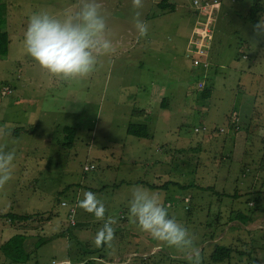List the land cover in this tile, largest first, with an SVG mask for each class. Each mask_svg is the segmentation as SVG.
<instances>
[{"label": "rangeland", "instance_id": "374dc122", "mask_svg": "<svg viewBox=\"0 0 264 264\" xmlns=\"http://www.w3.org/2000/svg\"><path fill=\"white\" fill-rule=\"evenodd\" d=\"M219 1L217 8L237 3L230 11L237 17L219 26V65L195 69L185 56L202 22L185 1L166 0L174 10L161 13L160 0H143L148 34L137 40L131 0H100L108 23L118 30L117 50L102 57L89 77L61 81L24 54L23 32L30 13L59 15L77 0H0L9 38L8 52L0 57V127L32 126L30 134L11 132L0 140L6 150L15 149L13 179L0 189V214L24 217H0V264H88L100 254L96 264H142L141 258L143 264H189L186 254L130 223L134 186L157 193L169 215L195 233L201 264H264V32L244 17L252 0ZM259 6L257 23L264 24V0ZM143 47L147 52L140 54ZM153 68L171 77L165 107L139 96L145 87L159 88L149 84ZM198 74L211 89L208 98L195 90ZM127 123L146 124L148 135L127 134ZM64 126L76 128L70 144H61ZM201 126L205 129L196 132ZM90 164L95 168L84 171ZM168 181L189 187H163ZM84 192L104 203L106 218H116L114 250L105 244L92 252L103 221L78 206ZM235 192L239 195L232 196ZM255 198L260 207L249 211ZM62 201L77 205L74 224ZM239 212L251 221L236 218ZM15 234L27 235L28 258L22 247L1 248ZM38 238L44 242L35 249L31 245ZM220 246L233 252L214 263L209 256Z\"/></svg>", "mask_w": 264, "mask_h": 264}, {"label": "clouds", "instance_id": "9594fccd", "mask_svg": "<svg viewBox=\"0 0 264 264\" xmlns=\"http://www.w3.org/2000/svg\"><path fill=\"white\" fill-rule=\"evenodd\" d=\"M132 24L139 40L148 34V24L141 18L143 0H131ZM254 30L264 32V24ZM119 42L118 30L108 23V14L100 0H77L75 8L62 14L39 10L29 14L23 32L22 48L41 69L61 81H76L89 77L102 57L115 54ZM11 135L7 127H0V140ZM0 144V189L14 175L15 149L6 150ZM78 206L103 221L97 230L94 244L113 248L115 217H105L104 203L95 193L84 192ZM130 223L149 234L152 239L186 254L189 264H201L195 233L169 215L168 208L157 193L142 186H134L128 201ZM114 250V248H113ZM264 260V257H261Z\"/></svg>", "mask_w": 264, "mask_h": 264}, {"label": "trees", "instance_id": "16d2710c", "mask_svg": "<svg viewBox=\"0 0 264 264\" xmlns=\"http://www.w3.org/2000/svg\"><path fill=\"white\" fill-rule=\"evenodd\" d=\"M252 1H253V3L250 7V10L248 11V14L244 13L245 14L244 17L257 23V17L262 12V9L259 6L260 0H252ZM158 6H160V10L162 11V13L163 12H165V13L166 12H172L174 10V7H175V6H172V4L167 5L166 0H160V2L158 3ZM6 22H7V20H6V9L4 8V4L0 3V57L5 56L8 52L9 38H8V31L6 29ZM256 23H254V25ZM200 77H202V75L198 74V77L196 78L195 90H196V92L199 93V95L203 96L204 98H208L210 96L211 89L209 88V86H203V88H198V82H199V80H201ZM133 112H136V109H134ZM31 129H32V126L29 127V125H27V124H22L21 126L14 127L13 131H11V132H13L14 136L18 137L22 134H30ZM62 131H63L62 137L65 139V141L61 144H70V143H72V140L73 141L75 140L76 133H77L76 128L70 127V126H64L62 128ZM126 133L129 135L136 136V137H146L148 135L147 125L144 123H134V124L129 123L127 125V128H126ZM94 168H95V166H94ZM83 170L84 171H90V170H85L84 168H83ZM170 184H172V185L174 184L176 186H179V188L189 187V185L183 186L180 183L171 182V181L165 182L163 184V187H167ZM149 186L153 187V185H149ZM237 194L239 195L238 192H235L232 196H236ZM253 202H254V206H253V208L252 207L249 208V211H256L260 207L259 206L260 203H259L258 198H255ZM186 209H190V208L187 207ZM2 214L3 213L0 214V217H5V218H8L9 220H13V219H17V218H19V219L24 218L22 215H19L17 213H13V212L4 213L3 216H2ZM30 217L31 216H28L27 214L25 215V218H30ZM121 217H123V215H121ZM236 218L241 219V221L243 223H247L248 221H251L250 216L245 215L241 212L236 214ZM27 238H28L27 235L15 234L11 238H9L1 246V248L4 249L5 251L7 249H9L10 247H15V248L16 247H22L24 250H27L28 247H30L29 244L26 243ZM43 242H44V239L38 238L33 242V245H31V246H33L35 249H37L40 245L43 244ZM100 250H101V246L95 247L94 249H92V252L96 254V252H99ZM31 252H32L31 250H27V258L29 257ZM88 252L90 253V250ZM232 252H233V250L230 246H220V247L215 248L211 252L209 259L211 261H213L214 263L222 262L225 259H228ZM94 257L95 258L89 259L87 263L88 264H96V262H95L96 259H101L104 257V255L100 254V255L94 256ZM144 260L145 259H142V258L140 259L142 264H143ZM106 261H111V260H108L106 258Z\"/></svg>", "mask_w": 264, "mask_h": 264}, {"label": "built area", "instance_id": "2783aa9c", "mask_svg": "<svg viewBox=\"0 0 264 264\" xmlns=\"http://www.w3.org/2000/svg\"><path fill=\"white\" fill-rule=\"evenodd\" d=\"M185 1V6L189 11L193 12V15L202 18V22L198 27H195L193 31L194 35L191 38L190 45L186 49L185 56L189 58L192 64V67L195 69L206 68L210 65L208 58V51L213 42V26H214V15L219 5V0H183ZM204 80L201 79L198 82V88H203ZM205 129L204 126L195 127V131ZM94 168L93 164L85 165V170H91ZM188 199H185V201ZM184 201V203H185ZM62 206L67 207L68 211V221L71 224H74L76 208L77 205H69L65 202H61ZM254 202L249 201V206H253ZM186 206L185 208H187Z\"/></svg>", "mask_w": 264, "mask_h": 264}, {"label": "crops", "instance_id": "0c3cea01", "mask_svg": "<svg viewBox=\"0 0 264 264\" xmlns=\"http://www.w3.org/2000/svg\"><path fill=\"white\" fill-rule=\"evenodd\" d=\"M153 4H155L157 2V0H151ZM169 2V1H168ZM173 3V1H170L169 3ZM224 2H222V4L220 5L219 8H217L216 12H215V23L217 24V27L215 28L214 27V31H213V43L211 45V47L209 48V51H208V58L212 64H216V65H219L220 64V59L217 58L218 56V51L217 49L219 48V46L221 45V41H222V34L220 32V29H219V26L220 24H224L225 20H231V16L234 15L235 17H237L236 14H232L230 11L231 9H237L235 6L237 5V3H231V2H228L227 4H223ZM158 6V5H157ZM159 10H160V6H158ZM160 12L162 13V11L160 10ZM165 13V12H163ZM245 13V12H244ZM112 23V22H110ZM157 25V24H155ZM154 25V26H155ZM113 27V24L110 25ZM215 26V25H214ZM147 41H151L150 39ZM129 42V40L127 41V43ZM227 42V41H226ZM225 42V44H226ZM126 43V44H127ZM124 50V49H123ZM149 52L151 51L150 49H148ZM124 51H127V50H124ZM146 53L147 52V49L145 47H143V50L140 52L141 53ZM149 55V53L147 54V56ZM147 56L144 57V59H142L141 63L145 64V61L147 60ZM147 63V62H146ZM215 65V66H216ZM173 67V65H171ZM149 68H150V64H149ZM155 68H153L152 70V73H149L147 74L149 77H150V83L151 86H158L159 88L157 90H151V91H146L147 90V87H145V89L143 91H140L141 93L139 94L140 97H147L146 98V101L151 97L153 98H156L158 100V103L159 105H161L162 107H165L167 106V102H166V97L163 95L164 92H168L169 94H172L170 87L167 85L166 83V80H171V77H170V74L165 71L164 69H158V70H154ZM169 70V69H168ZM217 70V68H216ZM215 70V71H216ZM218 71H216L217 73ZM123 75V73H121ZM139 78H143V74L140 73L139 75ZM202 79V77H200ZM173 79V78H172ZM164 88V89H163ZM169 90V91H168ZM137 96V95H136ZM146 110L145 109H142L141 113L140 114H146ZM241 114L240 112H238V116L237 119H240L241 117ZM230 123V121H229ZM228 123V125H229ZM129 123H127L128 125ZM127 125H124V129L126 131V128H127Z\"/></svg>", "mask_w": 264, "mask_h": 264}]
</instances>
